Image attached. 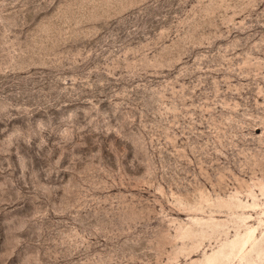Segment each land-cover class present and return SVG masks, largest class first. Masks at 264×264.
Wrapping results in <instances>:
<instances>
[{
    "label": "rangeland",
    "instance_id": "obj_1",
    "mask_svg": "<svg viewBox=\"0 0 264 264\" xmlns=\"http://www.w3.org/2000/svg\"><path fill=\"white\" fill-rule=\"evenodd\" d=\"M0 264H264V0H0Z\"/></svg>",
    "mask_w": 264,
    "mask_h": 264
}]
</instances>
